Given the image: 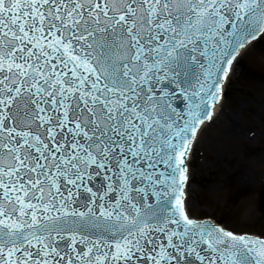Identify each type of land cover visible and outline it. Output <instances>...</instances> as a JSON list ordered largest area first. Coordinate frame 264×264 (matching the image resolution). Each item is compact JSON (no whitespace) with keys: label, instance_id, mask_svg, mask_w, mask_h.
Instances as JSON below:
<instances>
[{"label":"snow or ice","instance_id":"1","mask_svg":"<svg viewBox=\"0 0 264 264\" xmlns=\"http://www.w3.org/2000/svg\"><path fill=\"white\" fill-rule=\"evenodd\" d=\"M257 44L264 0H0V264H264V219L191 211Z\"/></svg>","mask_w":264,"mask_h":264},{"label":"rangeland","instance_id":"2","mask_svg":"<svg viewBox=\"0 0 264 264\" xmlns=\"http://www.w3.org/2000/svg\"><path fill=\"white\" fill-rule=\"evenodd\" d=\"M226 96L224 113L199 137L194 168L197 207L191 211L259 227L264 219L258 211L264 200V44L244 56Z\"/></svg>","mask_w":264,"mask_h":264},{"label":"water","instance_id":"3","mask_svg":"<svg viewBox=\"0 0 264 264\" xmlns=\"http://www.w3.org/2000/svg\"><path fill=\"white\" fill-rule=\"evenodd\" d=\"M250 50H251V49H250ZM250 50H247V51H246V55H245V54H243V56H247V54L249 53V51H250Z\"/></svg>","mask_w":264,"mask_h":264},{"label":"bare ground","instance_id":"4","mask_svg":"<svg viewBox=\"0 0 264 264\" xmlns=\"http://www.w3.org/2000/svg\"><path fill=\"white\" fill-rule=\"evenodd\" d=\"M224 132H225L226 134L228 133V131H227V130H225Z\"/></svg>","mask_w":264,"mask_h":264}]
</instances>
